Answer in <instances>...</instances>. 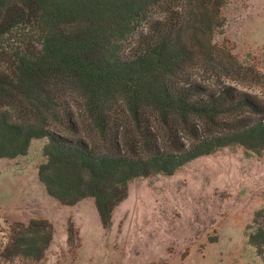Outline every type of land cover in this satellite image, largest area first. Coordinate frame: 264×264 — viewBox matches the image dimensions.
I'll return each instance as SVG.
<instances>
[{
	"label": "trees",
	"instance_id": "16d2710c",
	"mask_svg": "<svg viewBox=\"0 0 264 264\" xmlns=\"http://www.w3.org/2000/svg\"><path fill=\"white\" fill-rule=\"evenodd\" d=\"M226 0H0V158L47 139L37 167L103 229L128 183L230 146L264 150V76L213 42ZM0 227V264H40L46 220ZM264 264V209L246 228ZM72 228L68 229V241Z\"/></svg>",
	"mask_w": 264,
	"mask_h": 264
},
{
	"label": "rangeland",
	"instance_id": "374dc122",
	"mask_svg": "<svg viewBox=\"0 0 264 264\" xmlns=\"http://www.w3.org/2000/svg\"><path fill=\"white\" fill-rule=\"evenodd\" d=\"M222 14L213 42L264 76V0H226ZM250 90L264 101V87ZM46 142L34 139L25 156L0 158V227L52 226L40 264H262L246 228L264 209V150L224 147L173 175L136 178L103 229L92 198L66 206L46 193L37 176Z\"/></svg>",
	"mask_w": 264,
	"mask_h": 264
}]
</instances>
